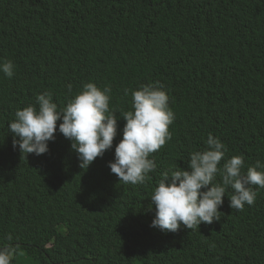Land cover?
I'll return each instance as SVG.
<instances>
[{"label":"trees","instance_id":"1","mask_svg":"<svg viewBox=\"0 0 264 264\" xmlns=\"http://www.w3.org/2000/svg\"><path fill=\"white\" fill-rule=\"evenodd\" d=\"M6 60L15 71L0 72V245L15 250L12 264H225L252 221L264 231V204L237 211L228 195L220 221L193 230L150 227L149 209L160 173L184 167L197 134L202 147L209 133L219 137L225 158L237 151L264 161V0H0ZM87 82L111 88L112 149L83 170L59 131L51 156L13 147L17 109L45 91L64 107ZM155 82L175 115L172 139L151 154L150 179L123 184L108 166L122 114L132 90ZM58 161L65 175L54 172Z\"/></svg>","mask_w":264,"mask_h":264},{"label":"clouds","instance_id":"2","mask_svg":"<svg viewBox=\"0 0 264 264\" xmlns=\"http://www.w3.org/2000/svg\"><path fill=\"white\" fill-rule=\"evenodd\" d=\"M23 18V17H22ZM239 53L231 55L232 63ZM241 55V54H240ZM15 64L0 61V72L12 78ZM72 92V85H67ZM125 94L128 90L125 89ZM111 88L87 82L64 107H59L51 92L36 96V104L17 109L8 130L13 135V147L21 154L48 157L53 154L48 142L57 131L71 141L79 166L86 170L97 157L113 147L118 119L110 108ZM126 123L122 139L115 145L114 160L109 161L111 173L127 185H142L157 170L151 154L159 151L171 138L169 126L175 115L169 105V95L159 82L141 85L131 92V110L122 114ZM57 121L59 127L57 128ZM184 148L189 157L184 167L169 168L160 173L157 186L150 195L155 209L150 227L160 231L177 232L181 226L199 228L201 223L220 221L223 197L230 198L229 206L237 211L259 209L264 204V161L247 153L228 152L221 139L209 133L205 146L199 135ZM18 138V139H17ZM40 158L35 165L45 168ZM54 172L65 175L63 166ZM219 177V180H217ZM232 194H228V189ZM238 243L228 254L225 264H264V231L261 223L252 221L250 231L240 234ZM9 241L12 236L7 237ZM262 245V249L260 246ZM260 249V250H259ZM14 249L0 245V264H12Z\"/></svg>","mask_w":264,"mask_h":264},{"label":"rangeland","instance_id":"3","mask_svg":"<svg viewBox=\"0 0 264 264\" xmlns=\"http://www.w3.org/2000/svg\"><path fill=\"white\" fill-rule=\"evenodd\" d=\"M76 249V248H75Z\"/></svg>","mask_w":264,"mask_h":264}]
</instances>
